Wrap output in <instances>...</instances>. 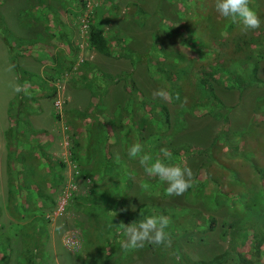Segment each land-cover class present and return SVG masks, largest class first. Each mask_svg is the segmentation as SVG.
<instances>
[{
    "label": "rangeland",
    "instance_id": "obj_1",
    "mask_svg": "<svg viewBox=\"0 0 264 264\" xmlns=\"http://www.w3.org/2000/svg\"><path fill=\"white\" fill-rule=\"evenodd\" d=\"M200 1L202 4L197 0H90L86 7L80 0H0V224L3 225L0 231L10 235L13 247L10 261L15 263L14 258L23 254L22 241L15 231L18 228L20 232L27 230L33 216L42 217L45 228L48 261L43 257L44 264H83L78 254L85 250V238L93 240L92 245L97 244L96 234L92 233L96 223L92 215L85 213V206L81 207L84 204L76 200V197L91 196L100 202L97 194L92 192L94 185L89 175L91 171H99L100 161L88 162L86 157L87 131L96 127L95 124L86 125L85 121L89 119L92 123H98V120L107 128V151L111 160L118 163L115 171L117 168L123 170L120 180L129 185L125 192L127 209L131 211L142 202L152 203L173 214L200 209L214 218L216 225L212 230L197 228L182 235L177 243L182 254L191 260L209 259L227 248L228 240L221 231L232 221L230 212L244 206L241 196L228 197L220 193L215 202L208 200V207L186 201L184 194L169 197L165 194L167 185L148 177L139 159L126 154L132 145L139 143L143 145L144 153L155 159L160 156L159 150L166 147L172 153L171 163L190 167L195 176L208 161L205 148L222 130L220 114L227 115L232 130L244 131V151L253 147V136L264 131L254 123L257 121L254 113L258 116L261 114L257 112L258 108H264V56L257 73L261 82L244 86L246 83L239 81L235 85L230 77L223 84L214 83V92L223 105L216 112L204 114L205 107H201L198 110L201 113L195 114L183 111L171 95L167 102L152 96L153 91L159 89L158 76L147 62L138 61L141 53L149 49L154 32H158L164 48L177 47L179 38L169 32L168 23L175 26L194 24L196 35L204 40L207 32L218 30L211 24L201 28V19L206 14L200 5H205L207 0ZM257 1L264 3V0ZM208 2L214 7L215 0ZM189 3L195 8L198 6L197 17L189 12ZM213 11L211 21L221 28L226 19L219 21L221 16L215 8ZM90 23L103 27L112 50H115L113 56H105L89 46ZM186 45L194 50L188 42ZM126 74H130V79ZM130 80L146 103L138 100L135 89L130 88ZM245 80L249 82L250 79L245 77ZM106 85L107 92L101 93ZM17 86L26 87L27 93L16 92ZM188 86L190 84L184 87L187 91ZM188 94H183L184 103L190 100ZM57 100L59 107L55 103ZM157 103L168 109L169 127L151 121L152 126L159 129L157 131L162 130L161 133L151 134L146 128L138 130L137 124L134 125L136 118L130 111L139 116L143 111L148 113ZM143 105L146 110H142ZM157 115L161 116L158 111ZM260 123L264 124V119ZM10 127L12 135L8 132ZM13 134L17 137L13 138ZM102 137H105L104 133ZM35 140L44 146L45 153L53 161L64 163V166H58L63 177L59 183L42 187L44 193L53 197V202L37 198L39 206L36 209H33V202L28 204L33 209L32 215L16 219L7 208L10 171L16 167L9 154L28 148ZM77 141L82 146L80 152L75 145ZM37 143L33 147H37ZM182 147H185V155L181 154ZM260 147L264 148V136ZM74 150L80 157L76 160L72 158ZM176 150L180 151V156ZM222 151L218 156L225 160ZM260 161L264 165V159ZM42 162L45 163L43 158ZM248 163L232 162L231 171L235 172V167L247 175ZM102 174L96 173V178L100 180ZM108 182L102 188L106 189ZM150 182L154 188L143 189L142 184L148 186ZM61 202H65L64 207L58 210ZM119 235L115 243L120 249L109 257L107 264H164L163 253L171 254V247L160 245L161 251L153 249V252L150 248L153 244L148 243L139 249L126 250L122 247L125 237L122 232ZM88 250H91L90 246Z\"/></svg>",
    "mask_w": 264,
    "mask_h": 264
},
{
    "label": "trees",
    "instance_id": "obj_2",
    "mask_svg": "<svg viewBox=\"0 0 264 264\" xmlns=\"http://www.w3.org/2000/svg\"><path fill=\"white\" fill-rule=\"evenodd\" d=\"M197 1L202 4L200 0ZM208 1L214 0H207L205 5H200L204 14H206L204 19H201V28H204V25L211 24L218 30L207 32L206 40L202 37L198 38L196 30L193 28L194 24L186 23L175 26L168 23L167 29L169 32L177 39L179 38L176 44L177 47L164 48L159 42L158 32H154L149 49L147 52L141 53L138 59V61L144 60L147 62L149 68L157 73L159 89L170 91L169 94L176 102L180 103V106L184 109L183 111H193L195 114L201 113V111H198L201 107H205L204 114L216 112L218 108L223 107L222 102L214 92V83L223 84L230 77L235 85L239 81L246 83L244 86L261 82L257 73L260 59L264 56V3L250 0L249 7L260 17L261 26L259 29L245 32L241 30L242 26L232 24L227 19L221 28L217 27L215 22L211 21L212 15L210 13L214 12V7L210 6L211 4ZM197 7L195 8L192 3H189V12H192L195 17H197ZM221 18H219V21ZM88 41L89 46L97 52L105 56H113L115 50H112L102 26L93 23L88 25ZM119 42L121 41L119 40ZM187 42L194 50L188 49ZM126 77L130 79L131 76L126 74ZM245 77L250 79L249 82L245 80ZM130 81V88L134 90L135 87H132L134 84L132 80ZM187 84H190L188 86L189 91L184 88L187 87ZM165 86L167 87L165 88ZM240 87L243 88V86ZM105 88L101 93L107 92L108 85ZM185 92L189 93L187 97L190 100L184 103L183 94ZM134 94L140 102H145L139 90L135 89ZM146 108L144 105L142 106V110H146ZM157 111L160 113V117L159 114L157 115ZM143 112V114L136 116L134 111H130L133 118H136V120H132H134V125L137 124L138 130L146 128L149 131L150 129L151 134L155 133L157 135L162 130L157 131L159 129L154 128L153 123L161 122L160 125L162 124L166 128L169 127L170 115L164 105L157 103L149 109L148 113ZM257 112L261 114L257 116L254 113V117H257V121L254 123H257V126H261V129L264 130V124L260 123H263L264 108H258ZM220 117L222 119V130L216 133L209 146L205 148L208 161L198 169L193 177L192 187L183 196L186 201L194 204L201 203L205 207H208V200L215 202L217 195L220 193L228 197L241 196L244 199V206L239 210L234 209L230 212L232 213V221L229 225L225 224L221 231L222 236L228 240L227 248L209 259L200 260H191L182 254L177 244L178 239L185 233L194 231L197 228L212 230L216 225L215 219L208 217L200 209L183 210L182 213L173 214L161 210L162 208L157 205L145 202L140 203L135 210L130 211L127 209L125 207V192L129 185L120 180V176L124 175L123 170L117 168L115 171V166L118 163L111 160V155L107 151V128L105 129L104 125L98 120H96L98 123H92V119L85 121L86 125L90 127L92 124L96 126L87 131L89 142L86 157L88 162L94 159L95 162L96 160L100 161L97 165L99 171L89 173L94 185L92 192L97 194L100 202L95 201L91 196L76 197L79 204H84L81 207L85 206L83 208L85 213L92 215V220L96 223L92 233L96 234L97 244L92 245L94 241L86 237L85 244H83L85 250H81L78 254L83 264H107L109 257L120 249L119 246H116L115 241L121 236L119 235L122 232L119 227L121 222L124 224L138 223L148 216L160 215L167 216L170 219L166 232L169 233L172 241L169 251L171 254L165 252L162 255L165 258L164 264H264V165L260 161L264 159V148L260 147L264 131L257 136H253L255 141L253 147L244 151L243 144L246 141L243 137L244 131L232 130L228 125L226 114H220ZM260 119L262 121H259ZM11 131L10 127L8 132L12 135ZM102 132L105 137H102ZM15 136L16 134H13V138ZM37 142V140H35V143L31 141L28 148L9 154L10 160L15 163L16 167L10 171L7 208L16 219L32 215L33 209L39 206L37 198L44 199L49 203L53 202V197L49 193H44L42 187L53 182L59 183L62 181L63 176L58 166L62 167L64 163L53 161L45 153L44 146ZM36 143L37 147H33ZM220 144H223V147H220ZM75 145L78 146L80 152L82 149L80 143L77 141ZM221 149H224L225 153ZM180 150H182L181 154L185 155V147ZM221 151L226 158L225 160H221L218 156ZM179 152V150H176L177 156H180ZM208 152H211V154L209 155ZM126 154L128 155V151ZM42 158L45 163L42 162ZM72 158L75 160L80 158L77 151L74 150ZM245 160L250 163H248L245 171L247 175L235 167V172L231 171L230 164L232 162L246 163ZM173 164H177V162ZM96 173L98 176L103 173L100 180L96 178ZM106 182H108L107 188H102V185ZM154 183L156 184L155 180ZM142 185L143 189H146L144 187L146 184L143 183ZM154 186L153 182H150L148 188L153 189ZM30 202H33V209L28 206ZM33 219H29L27 230L20 232L18 228L15 231L23 244V254L21 253L14 258L15 263L10 261L13 252L10 235L0 231V264H44V258L48 261L42 217L33 216ZM100 223L103 226H100ZM0 226L3 225L0 224ZM89 246L91 250H88ZM150 248L157 252L161 251L160 245H155L154 248L153 245H150Z\"/></svg>",
    "mask_w": 264,
    "mask_h": 264
},
{
    "label": "clouds",
    "instance_id": "obj_3",
    "mask_svg": "<svg viewBox=\"0 0 264 264\" xmlns=\"http://www.w3.org/2000/svg\"><path fill=\"white\" fill-rule=\"evenodd\" d=\"M249 3L250 0H215L214 8L222 18L230 20L232 24L242 26L241 30L246 32L259 29L261 26L260 17L249 7ZM15 91L27 93L28 90L26 87L17 86ZM152 96L166 102L170 98V94L164 89L154 90ZM159 151L160 156L154 159L150 154L144 153L142 144L136 143L129 148L128 156L139 159L148 177L158 178L167 185L165 190L167 196H182L192 187L194 176L192 169L171 163L173 157L168 148L162 147ZM119 159L117 154L116 160L119 161ZM144 187L148 186L144 185ZM169 224V217L163 215L148 216L138 223L124 224L121 222L119 227L125 237L122 247L126 250L139 249L146 243L171 247V237L166 232Z\"/></svg>",
    "mask_w": 264,
    "mask_h": 264
},
{
    "label": "built area",
    "instance_id": "obj_4",
    "mask_svg": "<svg viewBox=\"0 0 264 264\" xmlns=\"http://www.w3.org/2000/svg\"><path fill=\"white\" fill-rule=\"evenodd\" d=\"M86 7L87 6H89L90 5V0H80ZM56 106H60V101L59 100H57L56 102ZM66 199V198H65ZM64 203L65 202H61V203H59L58 205H59V207H58V210H62L63 209V207H64Z\"/></svg>",
    "mask_w": 264,
    "mask_h": 264
}]
</instances>
